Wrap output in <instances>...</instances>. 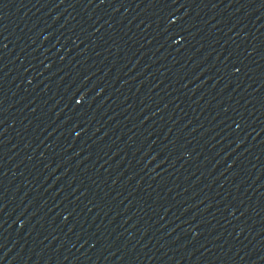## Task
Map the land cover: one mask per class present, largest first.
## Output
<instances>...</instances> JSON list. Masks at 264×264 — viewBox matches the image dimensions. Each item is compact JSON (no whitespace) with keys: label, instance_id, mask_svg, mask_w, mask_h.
Returning a JSON list of instances; mask_svg holds the SVG:
<instances>
[{"label":"water","instance_id":"1","mask_svg":"<svg viewBox=\"0 0 264 264\" xmlns=\"http://www.w3.org/2000/svg\"><path fill=\"white\" fill-rule=\"evenodd\" d=\"M0 264H264V0H0Z\"/></svg>","mask_w":264,"mask_h":264}]
</instances>
